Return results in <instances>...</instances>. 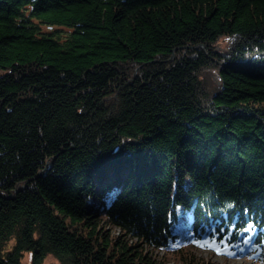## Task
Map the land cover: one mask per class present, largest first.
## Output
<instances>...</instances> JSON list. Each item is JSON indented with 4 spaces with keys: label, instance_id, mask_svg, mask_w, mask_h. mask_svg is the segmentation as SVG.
Returning a JSON list of instances; mask_svg holds the SVG:
<instances>
[{
    "label": "trees",
    "instance_id": "obj_1",
    "mask_svg": "<svg viewBox=\"0 0 264 264\" xmlns=\"http://www.w3.org/2000/svg\"><path fill=\"white\" fill-rule=\"evenodd\" d=\"M198 251L264 264V0H0V264Z\"/></svg>",
    "mask_w": 264,
    "mask_h": 264
},
{
    "label": "rangeland",
    "instance_id": "obj_2",
    "mask_svg": "<svg viewBox=\"0 0 264 264\" xmlns=\"http://www.w3.org/2000/svg\"><path fill=\"white\" fill-rule=\"evenodd\" d=\"M216 75V74H215ZM214 75V76H215ZM217 79V76L214 77V80ZM198 256L201 257V259L205 260V261H215L216 263L219 264H260L258 261L256 260H245V259H228L225 257H220V256H216L212 251H198L197 252ZM165 256V254H164ZM174 261V260H172ZM23 264H32V253L31 252H27L22 260ZM43 264H61L60 261L54 257L52 254H49L45 260Z\"/></svg>",
    "mask_w": 264,
    "mask_h": 264
},
{
    "label": "snow or ice",
    "instance_id": "obj_3",
    "mask_svg": "<svg viewBox=\"0 0 264 264\" xmlns=\"http://www.w3.org/2000/svg\"><path fill=\"white\" fill-rule=\"evenodd\" d=\"M205 246H207V247H215L216 250H217L218 252L221 251V249H220L219 247H217V246L215 245V243H208V242H205L204 244L201 245V247H205ZM223 251H224V252H228L227 247H225Z\"/></svg>",
    "mask_w": 264,
    "mask_h": 264
}]
</instances>
